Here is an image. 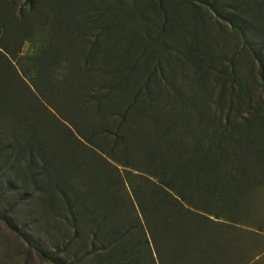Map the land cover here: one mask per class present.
<instances>
[{"label":"rangeland","instance_id":"1","mask_svg":"<svg viewBox=\"0 0 264 264\" xmlns=\"http://www.w3.org/2000/svg\"><path fill=\"white\" fill-rule=\"evenodd\" d=\"M0 264H264V0H0Z\"/></svg>","mask_w":264,"mask_h":264}]
</instances>
